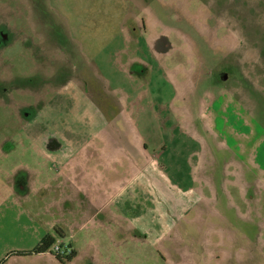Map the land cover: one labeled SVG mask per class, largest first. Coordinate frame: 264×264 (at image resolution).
<instances>
[{"label":"rangeland","instance_id":"374dc122","mask_svg":"<svg viewBox=\"0 0 264 264\" xmlns=\"http://www.w3.org/2000/svg\"><path fill=\"white\" fill-rule=\"evenodd\" d=\"M71 3L0 0L4 167L100 180L81 264H264V0H126L113 38Z\"/></svg>","mask_w":264,"mask_h":264},{"label":"crops","instance_id":"0c3cea01","mask_svg":"<svg viewBox=\"0 0 264 264\" xmlns=\"http://www.w3.org/2000/svg\"><path fill=\"white\" fill-rule=\"evenodd\" d=\"M54 1L65 3L80 2L79 4L71 3V11L74 10L75 12H72L80 17V22L84 21V19H86L87 22L89 18H94L93 23L103 26H106L107 23L102 22L101 16L107 13L109 6L111 11L108 12H111L110 16L115 20L114 25L117 27L116 30H114L110 25L111 22H108L106 34L109 33L108 35L112 37L117 30H124V19L119 17L120 14L117 15V12L123 9L124 6H127L126 0ZM101 7H103L102 10ZM65 15L69 17V14ZM88 23L87 28L89 29L91 27V21ZM74 26L75 29L73 32L75 33L78 29L77 27L82 28L83 24L80 25L78 22V24L74 23ZM74 37L76 39L77 34H75ZM78 41H80V39H78ZM101 41L105 40L102 39ZM223 94L225 96L224 99L220 96L223 101L220 103L218 111L226 110L228 104L232 102L234 106L238 107L236 105L237 103L234 102V97L229 98L227 93ZM207 98L208 99L202 104L200 116L194 117V120H196L195 123H197L198 120L204 123L206 122L207 114L211 112L214 113V126L211 127V129L215 131V127L217 126L215 120L217 113L215 102L218 101V94L211 92L208 94ZM183 116L186 118L184 119L186 124L189 125V117L193 116H189L187 109H183ZM245 120L247 122L246 117ZM199 122L197 124H192L197 126ZM252 126L253 125H251V128ZM228 128L229 127H227V129ZM258 129V133L263 131V127H259ZM229 130L234 132L232 128H229ZM170 138L171 137H169V139ZM176 141L177 140L173 138L169 142L175 143ZM10 142L14 144L13 146H16V144H25L23 141ZM239 143L240 141L238 140L236 145L237 151ZM38 145L43 149L47 146L41 143ZM30 146H34V143H30ZM83 149L85 152L86 146H83ZM171 156H173V154ZM9 158V156L0 155V264L83 263L85 256L88 257L83 250H94L98 248V243L92 238L93 235L88 229H97L98 226H102L103 221L96 213L83 206L81 201L82 199H90L91 203L96 204L103 201L104 196L101 194L100 180L97 182V180L91 178L79 180L75 176H62L61 174L63 172L61 173L58 170V166L54 160L52 162L49 161L52 163L50 165L48 164L49 162L39 161L40 163H38V161H35L36 165H39V168L36 169H32L28 164L16 165L17 167H4V164H8L7 160ZM66 162H68L69 168H73L72 170L77 168L74 160ZM43 168H47V170ZM83 169L85 168L83 167ZM73 203H75V209L72 207ZM47 234H52L56 238V244L60 243L62 248L70 246L71 249L76 252V255L72 257L71 260L63 262L58 259L53 250L30 255L13 254L15 251H29L33 249Z\"/></svg>","mask_w":264,"mask_h":264},{"label":"trees","instance_id":"16d2710c","mask_svg":"<svg viewBox=\"0 0 264 264\" xmlns=\"http://www.w3.org/2000/svg\"><path fill=\"white\" fill-rule=\"evenodd\" d=\"M56 243V238L52 234H47L41 239L39 244L35 246L33 249L26 251V250H21V251H15L13 254H23V255H30L33 253H38V252H46L48 250L52 251V247H54ZM70 247V246H68ZM54 252V251H53ZM56 253V252H54ZM58 259H60L63 262L69 261L76 255V252L71 249V252L69 254L66 253H56Z\"/></svg>","mask_w":264,"mask_h":264},{"label":"built area","instance_id":"2783aa9c","mask_svg":"<svg viewBox=\"0 0 264 264\" xmlns=\"http://www.w3.org/2000/svg\"><path fill=\"white\" fill-rule=\"evenodd\" d=\"M52 250L54 252H58V253H66V254H69L71 252V248L70 247H65V248H62L61 244L58 245L55 243L54 247H52Z\"/></svg>","mask_w":264,"mask_h":264},{"label":"flooded vegetation","instance_id":"af4514ba","mask_svg":"<svg viewBox=\"0 0 264 264\" xmlns=\"http://www.w3.org/2000/svg\"><path fill=\"white\" fill-rule=\"evenodd\" d=\"M9 89L8 87H4L3 89ZM1 89V88H0ZM1 96V95H0ZM26 113H29L28 111L26 112ZM19 131H21V132H24L25 131V128L24 127H22ZM54 148H56V147H54Z\"/></svg>","mask_w":264,"mask_h":264}]
</instances>
